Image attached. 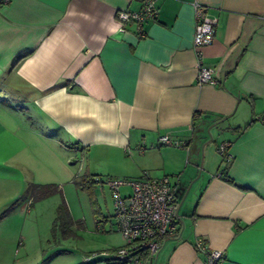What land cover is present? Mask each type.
<instances>
[{
	"label": "crops",
	"instance_id": "crops-1",
	"mask_svg": "<svg viewBox=\"0 0 264 264\" xmlns=\"http://www.w3.org/2000/svg\"><path fill=\"white\" fill-rule=\"evenodd\" d=\"M194 1L217 19L200 57ZM154 3L121 31L115 12L142 0H0V211L30 205L43 142L101 149L110 177H174L179 229L148 264H205L197 236L216 264H264V0ZM198 58L214 82L196 83Z\"/></svg>",
	"mask_w": 264,
	"mask_h": 264
},
{
	"label": "rangeland",
	"instance_id": "rangeland-1",
	"mask_svg": "<svg viewBox=\"0 0 264 264\" xmlns=\"http://www.w3.org/2000/svg\"><path fill=\"white\" fill-rule=\"evenodd\" d=\"M41 147L44 166L36 183L52 184L57 190L33 200L30 205L25 204L24 208L15 205L0 218V244L6 247L7 254V262L3 264L21 261L25 264H119L113 260L106 263L101 256L104 254L88 262L82 260L86 255L105 253L124 244L122 234L113 223L111 190L105 182L102 185L88 183L96 175L109 177L103 170L115 164L116 154L109 153L107 160L101 149L62 152L46 148L45 142ZM170 182H174L171 175ZM129 190L126 185L120 186L122 194ZM61 197L65 200L69 218L64 217L60 223L58 220L51 231ZM64 229L68 232H63Z\"/></svg>",
	"mask_w": 264,
	"mask_h": 264
},
{
	"label": "built area",
	"instance_id": "built-area-1",
	"mask_svg": "<svg viewBox=\"0 0 264 264\" xmlns=\"http://www.w3.org/2000/svg\"><path fill=\"white\" fill-rule=\"evenodd\" d=\"M7 1V0H4ZM155 0H142L137 10L120 9L115 12L119 29L124 31L123 26L128 21H135L138 25L147 19H154L157 15ZM194 31L192 49L198 57L202 47L210 44L214 39L217 24L216 17L207 12L206 5L193 2ZM196 83L201 85L206 82H214L211 68L203 66L197 59ZM161 145H174L185 147V142L170 138L168 134L158 137ZM227 143H222L218 151L230 158V150ZM105 178V179H104ZM104 180V181H103ZM106 183L111 190L113 198V223L124 238V244L112 253L114 260L119 263L148 264L159 250L162 240L172 235L179 229L180 215L178 213L179 200L176 193V183L170 182L167 174L150 176L143 173L140 177H94V183ZM126 185L129 191L122 194L120 186ZM194 248L206 255L205 264H216L224 256L222 251L209 249L204 241L198 236L194 239ZM98 254L86 255L84 260H89Z\"/></svg>",
	"mask_w": 264,
	"mask_h": 264
},
{
	"label": "trees",
	"instance_id": "trees-1",
	"mask_svg": "<svg viewBox=\"0 0 264 264\" xmlns=\"http://www.w3.org/2000/svg\"><path fill=\"white\" fill-rule=\"evenodd\" d=\"M244 128V127H243ZM97 176V175H96ZM97 177H100V176H97ZM94 183V178H93V180L92 181H88V183ZM78 183L79 184H83V182L82 181H78ZM85 184H87V183H85ZM89 185V184H88ZM90 185H92V184H90ZM57 190V188L56 187H54L52 184H37V183H32V184H30L28 187H27V193L29 194V197H30V199H29V204H31L32 202H33V200H35L36 201V199H38V198H42V197H44V196H46V195H49V194H52L54 191H56ZM13 205V204H12ZM12 205H10V206H8L6 209H4L1 213H0V218H2L3 216H5L7 213H9L10 211H11V209H13V206ZM64 217H66V218H69V211H68V208H67V206H66V204H65V200L63 199V197H61V201L59 202V204L57 205V207H56V215L54 216V219H53V221H52V224H51V231H53L54 230V228L56 227V225H57V221L58 220H60L59 221V223L61 222V220H63L64 219ZM63 232H65V233H67L66 231H65V229L63 230ZM123 245V244H122ZM122 245H120V246H122ZM120 246H117V247H115V248H113V250H112V253L114 252V250H116L118 247H120ZM112 253L111 254H109L108 256H106V259H104V260H106V262H111L112 260L114 261V262H116L115 260H114V258H113V255H112ZM100 254H98L97 256H95V257H98ZM92 258H94V257H92ZM91 259V258H90ZM89 259V260H90ZM117 263V262H116ZM123 264H125V263H123Z\"/></svg>",
	"mask_w": 264,
	"mask_h": 264
},
{
	"label": "water",
	"instance_id": "water-1",
	"mask_svg": "<svg viewBox=\"0 0 264 264\" xmlns=\"http://www.w3.org/2000/svg\"><path fill=\"white\" fill-rule=\"evenodd\" d=\"M208 128V127H207Z\"/></svg>",
	"mask_w": 264,
	"mask_h": 264
}]
</instances>
